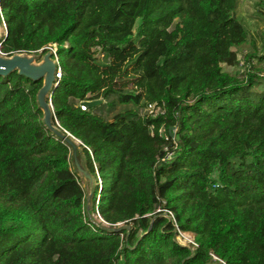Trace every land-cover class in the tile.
I'll list each match as a JSON object with an SVG mask.
<instances>
[{
  "label": "trees",
  "instance_id": "16d2710c",
  "mask_svg": "<svg viewBox=\"0 0 264 264\" xmlns=\"http://www.w3.org/2000/svg\"><path fill=\"white\" fill-rule=\"evenodd\" d=\"M238 5L0 0L3 53L57 45L55 117L83 143L95 213L131 225L89 221L71 149L42 121L43 82L0 75V264H264V90L255 73L241 80L224 69L249 38ZM258 13L264 20V0ZM258 41L248 57L263 63L264 29ZM136 46L125 66L133 84L107 83L103 72ZM148 103L164 113L143 114ZM179 230L195 248L178 242Z\"/></svg>",
  "mask_w": 264,
  "mask_h": 264
},
{
  "label": "water",
  "instance_id": "95a60500",
  "mask_svg": "<svg viewBox=\"0 0 264 264\" xmlns=\"http://www.w3.org/2000/svg\"><path fill=\"white\" fill-rule=\"evenodd\" d=\"M7 34V25L5 22H1L0 14V43H2V37L7 36ZM58 69L57 49L54 48H50L44 55L41 53L30 54L27 52H16L8 55L0 52V75L7 76L11 72L17 71L20 76H24L35 82H43L36 95L38 108L43 112L42 121L47 130L65 142L71 149L70 160L73 164L74 172L84 181L86 192L85 210L89 221L103 229L111 231H120L126 228L129 233L131 225L118 223L116 226H111L103 219L101 214H96L94 211L97 179L88 167L83 143L70 131L63 128L55 117L52 95L59 84L57 76ZM103 102V98H98L83 100L81 103L89 109ZM173 128H170L172 135H174Z\"/></svg>",
  "mask_w": 264,
  "mask_h": 264
},
{
  "label": "rangeland",
  "instance_id": "374dc122",
  "mask_svg": "<svg viewBox=\"0 0 264 264\" xmlns=\"http://www.w3.org/2000/svg\"><path fill=\"white\" fill-rule=\"evenodd\" d=\"M259 2L260 0H239L237 15L242 19L246 28L248 29L249 38H248L247 43H245V45L239 49L238 64L234 66L225 65L224 69L225 71L235 75L237 78L241 80H246L248 79L250 73H255V75H257L258 77L257 80L260 82V85L257 86L256 90L261 92L264 90V62L260 63L256 60L252 61L248 57V55H250L252 51L255 50L252 45V41L256 40L257 44H259V41H258L259 33L264 29V20L259 16V13H258ZM53 48L57 49V45L55 44ZM139 53H140V48L136 46L133 50L130 51V53H128V56L126 57V59L121 60V61L120 60L115 61V65H116L115 67L109 70H105L103 72L105 81L109 83V82L115 81L116 79H120L119 77L123 76L124 79L126 80L128 79V82L130 81V84L132 85L133 81H135L136 73L132 68H129L128 69L129 74L128 76H126L125 66L130 56L131 58H133V57H136ZM252 66H254V69H252ZM122 108L123 106H118L116 108V111ZM144 111H145L144 108H142V113ZM105 115L112 116L113 113H110V114L105 113ZM72 168H73V164H72ZM82 183L84 185V181H82ZM177 240L182 245L194 247L193 242L195 239H194V234L191 232H179V235L177 236Z\"/></svg>",
  "mask_w": 264,
  "mask_h": 264
},
{
  "label": "built area",
  "instance_id": "2783aa9c",
  "mask_svg": "<svg viewBox=\"0 0 264 264\" xmlns=\"http://www.w3.org/2000/svg\"><path fill=\"white\" fill-rule=\"evenodd\" d=\"M53 48V47H52ZM56 51V50H55ZM0 52H2L1 51V43H0ZM3 53V52H2ZM57 58H58V55H57ZM58 61H59V58H58ZM57 76H58V79H60L61 77H62V69H61V67H60V65H59V69H58V73H57ZM80 106H81V108L82 109H84V110H87V107L85 106V105H82V103H80ZM144 112H143V114H149V115H157V114H161V113H164V109L162 108V106H159V105H157L156 103H148V105L147 106H145L144 107ZM175 131H176V129H175ZM174 134H175V132H174ZM167 149V157L168 158H170V157H172L173 156V151H171L170 149H168V148H166ZM157 212H164V215L166 216V217H168L170 220H172L175 224H176V218H175V215H174V213L172 212V211H170V210H168V209H165V208H158L157 209ZM177 225V224H176ZM179 232H182V231H180L179 230ZM179 235V234H178ZM194 247L193 248H195L196 247V243H195V240H194ZM214 259H217V257H214Z\"/></svg>",
  "mask_w": 264,
  "mask_h": 264
},
{
  "label": "bare ground",
  "instance_id": "6f19581e",
  "mask_svg": "<svg viewBox=\"0 0 264 264\" xmlns=\"http://www.w3.org/2000/svg\"><path fill=\"white\" fill-rule=\"evenodd\" d=\"M187 235V234H186ZM187 239V238H186Z\"/></svg>",
  "mask_w": 264,
  "mask_h": 264
}]
</instances>
